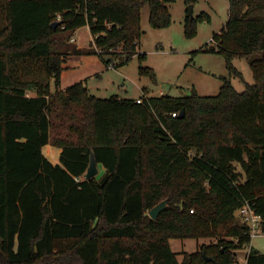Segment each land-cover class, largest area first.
<instances>
[{
    "label": "trees",
    "instance_id": "1",
    "mask_svg": "<svg viewBox=\"0 0 264 264\" xmlns=\"http://www.w3.org/2000/svg\"><path fill=\"white\" fill-rule=\"evenodd\" d=\"M174 1L0 0V264H238L251 241L238 217L245 205L264 233V0H229L217 50H204L239 79L230 60L248 61L254 81L243 92L227 79L216 96L140 103L97 98L85 81L60 89L70 56L115 68L112 56L135 54L142 7L165 28ZM208 20L187 15L185 36ZM84 26L93 39L80 49L72 38ZM46 145L60 149L57 164ZM91 153L103 172L86 180ZM198 238L217 243L178 262L169 240ZM244 264H264V254L250 248Z\"/></svg>",
    "mask_w": 264,
    "mask_h": 264
},
{
    "label": "rangeland",
    "instance_id": "2",
    "mask_svg": "<svg viewBox=\"0 0 264 264\" xmlns=\"http://www.w3.org/2000/svg\"><path fill=\"white\" fill-rule=\"evenodd\" d=\"M228 4L229 0H196L192 5V17L205 13L209 20L198 22L195 35L190 38L184 34V19L188 15V5H185L184 0H175L167 5L170 24L165 28L151 27L149 7L145 5L140 12L141 35L135 54L129 59L121 54L112 56L110 60L115 66L114 70L106 68L97 55H73L71 60L79 64L75 66L74 76H86L88 72L95 70V66L89 65L91 62L87 61V58L91 57L98 60L103 69L93 76L86 88L91 95L101 98L112 95L123 99L184 97L191 91H195L200 97H212L218 94L223 79L229 80L235 91L243 92L245 86L254 81L248 61L244 57L236 56L230 60L232 67L241 75L239 79L229 73L222 55L204 51L209 47L217 50L216 43L211 40L213 34L222 30L227 22ZM74 38L75 45L82 46L80 49H87L92 42L86 26L75 31ZM140 54L145 56L141 64L138 61ZM140 66L151 69L154 78L148 74H140ZM95 72L97 71L93 73ZM61 74L59 86L63 80ZM43 152L45 153V150ZM98 172L99 175L103 172L101 167ZM164 200L167 205V199ZM216 243L215 238L169 240L170 249L175 253L178 262H181L184 254L193 253L203 245ZM250 248L264 254V236L253 238L250 243L235 252L238 264H244L245 255Z\"/></svg>",
    "mask_w": 264,
    "mask_h": 264
},
{
    "label": "crops",
    "instance_id": "3",
    "mask_svg": "<svg viewBox=\"0 0 264 264\" xmlns=\"http://www.w3.org/2000/svg\"><path fill=\"white\" fill-rule=\"evenodd\" d=\"M88 29V27H87ZM89 31V29H88ZM90 33V32H89ZM73 40L74 43L76 42V39L73 36ZM92 40L91 35H90V41ZM89 41V42H90ZM78 48H82V46L77 45ZM71 60V56L64 62L63 64V71L61 72L62 74V84L60 85V89L61 90H65L66 88H68L69 86L73 85V83H78V82H82L85 81V86L87 87V83L93 78L94 75L98 74L99 71H102L103 67L102 65H100V63L98 62V60H93L91 57L87 58V61H90L91 63L89 65H94L95 66V70L97 71L95 73L93 72H88L86 74V76H74V71L76 70L75 66L79 65L77 64L78 62L74 63V61L70 62ZM88 65V66H89ZM87 66V67H88ZM81 67V66H80ZM87 67H84V69H86ZM111 69V68H108ZM115 68H112L111 70H114ZM32 95V94H30ZM93 96L97 97V98H101L98 97L94 94H92ZM118 97V96H117ZM127 98V97H126ZM142 98V97H141ZM140 97L133 99V98H128V99H133V100H137V99H141ZM45 150V153L43 152ZM43 155L52 163V164H57L58 163V158H59V154H60V149H56L54 150L51 146L46 145L43 147L42 149Z\"/></svg>",
    "mask_w": 264,
    "mask_h": 264
},
{
    "label": "built area",
    "instance_id": "4",
    "mask_svg": "<svg viewBox=\"0 0 264 264\" xmlns=\"http://www.w3.org/2000/svg\"><path fill=\"white\" fill-rule=\"evenodd\" d=\"M72 41H74L73 38H72ZM136 102L140 103L141 100L137 99ZM238 217L240 218L242 223L248 226L249 228L248 235L251 240L255 237L264 236V233L262 231V226H261V218L254 212L252 208L246 205L243 206L238 211Z\"/></svg>",
    "mask_w": 264,
    "mask_h": 264
},
{
    "label": "water",
    "instance_id": "5",
    "mask_svg": "<svg viewBox=\"0 0 264 264\" xmlns=\"http://www.w3.org/2000/svg\"><path fill=\"white\" fill-rule=\"evenodd\" d=\"M188 15L190 17H192V5L188 6ZM58 23H53L51 25V27H55L57 26ZM189 95V93L187 94V96ZM180 117H182V113H180L179 115ZM98 174V167H97V163L96 160L94 158V155L91 153L90 154V158H89V164L87 167V171L84 175V178L86 180L92 179L94 178L96 175ZM166 207V200L161 201L160 203H158L157 205H155L152 209H150L148 211V216L150 217V219L152 220H156L158 215L165 209ZM204 255V254H203ZM206 260H211V258L206 257Z\"/></svg>",
    "mask_w": 264,
    "mask_h": 264
}]
</instances>
